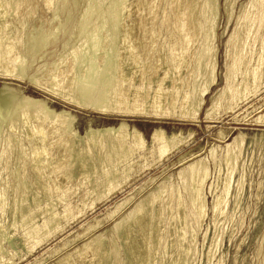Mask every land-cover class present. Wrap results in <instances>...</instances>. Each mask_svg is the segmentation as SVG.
I'll return each mask as SVG.
<instances>
[{
	"label": "bare ground",
	"instance_id": "1",
	"mask_svg": "<svg viewBox=\"0 0 264 264\" xmlns=\"http://www.w3.org/2000/svg\"><path fill=\"white\" fill-rule=\"evenodd\" d=\"M25 1L0 0V78L3 80L0 109L2 112L5 109L6 114L11 101L19 102L12 113L8 112L6 126L0 123V264H14L13 253H8L2 245L8 239L10 249H14L11 237L7 236L10 226L3 221V215L12 217L11 227H22L20 240L23 239L22 245L30 254L73 220L75 204L68 202L61 210L57 209L67 198L63 187L71 180L81 179L74 191L84 186L79 199L82 209L77 212L81 214L87 203L91 208L128 183L136 173L135 159L145 161L150 157L156 161L155 165L161 162L163 165L165 159L186 143L181 132L168 134L162 126L153 127L146 141L136 125H129L125 119L101 127L88 122L80 134L75 127L77 116L70 110L53 108L45 98L24 94L9 81H26L70 107L98 115L141 116L155 121L176 117L194 122L200 113L205 120L210 119L211 110L222 107L221 103L226 113L238 109L249 97L256 96L264 79V0H249L241 6L225 44L223 86L210 98L211 106L207 108H204L206 97L212 94L217 80V53L213 44L218 14L216 0H173L176 23L163 38L166 47L154 57H148V48L144 58L135 52L132 37L140 40L152 31L155 34L160 25L151 26V31L145 25L120 28L119 19L123 15L116 11L113 2L115 10L111 4L107 6L110 8L101 10L104 0L89 1L95 4L90 3L74 21L67 6L69 0H48L52 9L49 25L54 27L49 32L42 31L34 46L30 42L38 38V32L24 36V25L16 17ZM70 1L77 4L78 0ZM117 4L121 6L120 2ZM65 11L68 15L62 23L58 15ZM118 28L119 40H113V32L102 34L105 29L118 31ZM61 33L69 40L75 35L79 45L65 51L69 40L64 42L59 60L49 67L44 64L43 72L38 68L30 75L29 70L47 47L56 46ZM192 45L195 48L189 55ZM107 51L111 55L101 57L102 54L106 57ZM158 69H164L163 74L151 77ZM176 110L179 113L175 116ZM251 122L264 123V114ZM227 136L220 134L222 146H210L205 153L180 157L174 174L177 183L170 184L171 175L164 177L125 214L114 219L133 197L117 203L103 220L89 224L82 235L98 230L104 220L114 219L107 231L110 237H105L106 232L91 235L57 261L58 264H193L197 248L194 226L200 229L209 214L214 227L206 253V262L210 264L219 247L221 222L227 214L231 192L234 190L233 196L239 198L245 184V135L238 132L230 140H226ZM254 140L261 138L254 136ZM210 167L215 171L213 179ZM50 188L60 194L53 198ZM206 188L210 202L204 192ZM231 205L233 214L238 200ZM38 218L41 220L36 222ZM206 233L202 237L203 247ZM70 243L66 241L51 253ZM87 250L91 251L89 261L84 258ZM221 261L219 256L215 264L224 262Z\"/></svg>",
	"mask_w": 264,
	"mask_h": 264
},
{
	"label": "rangeland",
	"instance_id": "2",
	"mask_svg": "<svg viewBox=\"0 0 264 264\" xmlns=\"http://www.w3.org/2000/svg\"><path fill=\"white\" fill-rule=\"evenodd\" d=\"M26 1L21 5L19 11L16 14V17L24 25L23 26L24 27L23 32H25L24 36L32 32L34 33L38 32L37 34L38 38L35 39V41L30 42L31 45L35 46V44L39 42L38 39L41 38L40 36L43 33L42 31L49 32L54 27V24L49 25L50 23L49 21L52 18V9L47 4L48 0H26ZM89 1H94L96 3L95 0H78L77 4H73L69 0V4L67 6H70V16L72 17V20L74 21L77 20L79 14L83 10H85V8L88 7V5L90 6L92 3L95 4L94 2H89ZM105 1L106 0H104L103 4L101 5L100 8L101 10L110 8V6L109 7L107 6L111 4L113 10L116 9V11H118V13L121 16L123 15V17H120L119 19L120 28L121 26H125V25H131L136 28H141L142 26L145 25L147 30H150L151 26L157 27L160 25V27L155 30V34L152 31L150 35H146L145 37L143 36L141 37L140 40H137V36L132 37L133 40L132 46L135 49V52H137L139 56H141V58H144L145 50H147L148 48L150 49L148 51V57H154V55L158 53V50L166 47L167 41H163V38H166L168 31L172 29L174 23H176V13H175L176 8H175V2L173 0H169V1L168 0H118V1L107 0L106 2ZM124 1L126 4L124 3ZM216 1L218 5V12H217L218 14L216 17L217 20L215 21V40H214L215 43L213 44L214 46H216V53H217L216 55L217 80L215 82V86L213 88L212 94L206 97L205 100L206 104L204 108L211 106L210 98L223 86L222 76L224 74L225 44L227 42L226 40L228 39L229 35L234 29L236 19L239 17L242 10L241 6L245 5V3L248 2L249 0H228L227 1L228 4L226 3V0H216ZM57 2H61V0L60 1L57 0ZM112 2L116 5V7L118 6L117 2L118 3L120 2L121 6L119 5L116 8ZM226 6L228 7V9ZM118 8L120 9V11ZM67 15H68L67 11L63 13H59L58 15L59 20L63 23ZM107 21L110 22L109 20ZM120 28H118V31L117 29L113 31H111L112 29H105L103 30L104 32L102 31V34L112 35L113 32L114 33L112 35L113 40L116 41L119 40V37H117V35L120 36L119 33ZM115 34L116 36H114ZM156 34L158 35V38L156 37ZM77 38L78 37H76L75 35H72L69 40V39H65L62 33L59 34L58 42L56 46L47 47L43 54L44 56L42 55V58L38 59V61L33 65V68L29 70L28 73L31 75L36 70L38 71L40 68H41L40 72H43L46 69V67H42L44 64H48L47 66L49 67L52 65L53 62L59 60L60 57L59 54L62 52V48H61L62 44L69 40V46L65 50L67 51L71 49L72 45L73 46L79 45L77 42V40L79 41V38L78 39ZM168 40L170 41L171 38H169ZM194 48L195 45H192V47L189 50V55L190 53L191 54L193 53ZM106 54H105L106 57H104L103 54L101 55V57L108 58L109 55H111L109 51H107ZM98 67H100L99 63H98ZM163 72L164 69H158L154 74L153 72L150 74L151 75L153 74L151 77H154V75L155 76H160V74L162 75ZM2 81L3 80L0 78V84L2 83ZM8 83L13 88H16L18 90L21 89L20 91L24 94L31 95L34 97L45 98L49 106L53 108L56 109L66 108L70 110L74 115L77 116V122L75 127L80 134L84 133L88 122H90L93 127H101L107 125H114L121 119H125L129 125H133V124L136 125L137 129L141 133H143L146 141H149L148 135L152 131L153 127L162 126V128L168 134L177 131L181 132V136L184 138L185 140L184 142H186L184 145L180 147V149L176 150L168 159H165L163 161V165L161 164L162 162L160 164L155 165L156 161H154L153 158L150 157H147L145 161L144 160L138 161L135 159L134 166L136 169V173L130 178L128 183H126V185L122 189L110 195L109 198H107L106 200L100 203H96L95 206H92L91 208H90V203H87L85 207L86 209L81 214H77V212L80 209H82V204L79 202V199L83 195L84 186L81 185L82 188L79 187V189L76 190L78 192H76L74 190L77 188L76 185H78V182L81 179L71 180V182H69L68 185L63 187V189L66 190L67 198L65 202L58 204L57 209L61 210L64 204L68 202L75 204L77 206V209L73 210V215H74L73 220H70L68 223L65 224L62 232L58 233L56 236L52 238H49L44 244L34 249L30 254L27 250V247L22 245L23 241L21 242V240L23 239L20 240V238H22V230H23L22 227L20 225H17V227L14 226L11 227L10 224L12 221V217L9 216L8 214H5V216L3 215L2 218L3 221L8 226H10V229L7 230L8 232L7 236L11 237L9 238L10 241L13 243L12 247L15 250L10 249L11 247L8 239L4 240L2 245L4 250H6L8 253L10 254L13 253L14 264H34L35 262H37L38 264H58L57 261L63 258L66 254L72 253L75 248L81 246L86 240H88L91 237V235L97 234L99 232H106L105 234L107 236L105 237H110L111 233L107 231L110 229L113 220L116 219L119 215L125 214L134 205L136 201L144 197L153 187H155L156 184L160 183V181L164 177H167L169 175L172 176L171 179L169 180L170 184L172 183L174 184L175 181H176L175 183L178 182V180H176L177 179L176 175L174 174L178 170L177 161L180 157L189 154L194 155L202 152L205 153L210 148V146H222L224 141L220 140V134L228 135L226 140H230V138L236 135L238 132L243 133L245 135V144H244L245 166L243 168V170L245 169L243 171L245 175L243 178L245 179L244 180L245 184H243L244 187L242 191L243 193L241 192L239 198L233 196L234 190L231 192L232 194L229 197V204L226 207L227 214L224 216V218H222V222H221L222 224L220 228L221 238H220L219 247L215 257L211 260V263L215 264L219 256L222 258V261H224V262L221 261L222 262L221 264H263L264 263L263 260L264 259V123L251 122L256 117L264 114V79L262 85H260L261 88L259 87L258 89V93L256 94V96L249 97L247 101L239 105L238 109H235L233 112L226 113L223 110V105L221 103L222 107L215 108L214 111L211 110L212 113L210 112L211 113L210 119L205 120L204 119L205 116L203 115V113H200L199 119L195 120L194 122L183 121L177 119L176 117L165 118L162 121H155L151 119H146L141 116H126L125 118H121V116H114V115L113 116L98 115L89 111L86 112L79 110L72 106L70 107V105L57 99L55 96L46 94L43 91L38 90L37 88H33L26 81H22V82L9 81ZM16 102L18 101L10 102V106L8 110H10L11 108L13 110L12 109L10 111L7 110L6 114H4L5 109L4 112H2L3 109L2 110L0 109V115H1L0 123L3 122L2 124H4L5 122H7V120L5 121V118L8 117L9 113H12L11 111H14V109H16L19 105ZM13 103L14 106L12 105ZM178 113L179 111H177L175 116L178 115ZM2 114L4 115L2 116ZM5 124L2 127H5L6 126ZM261 135L262 137H259ZM254 136H257L258 139L261 138V140L255 142ZM146 165L148 166L146 167ZM212 167H210V174H211V178L213 179L215 177V171L213 170ZM166 185H168V183ZM207 191L208 190L206 188V191L204 190V192L207 193L208 202H210L211 195L209 196ZM39 192L41 193L40 196H42L43 190ZM50 193L53 196V198H56L60 194V192L58 193L52 192L51 188H50ZM127 197H133V198L129 203V205L125 206L124 209L121 212H119L116 215V217H114V219H109V220L106 219L101 224L98 230L92 231L91 233L86 235L85 234L82 235L83 230L89 224L103 220L106 214L109 211H111L117 203H119L121 200ZM236 200H238V206L235 209V212L232 214L231 204ZM5 210L8 211V208H5ZM210 218H211L210 214L206 216L203 223L201 224L200 229L194 226V230L197 233V245H196L197 248H196L195 260L193 264H209L208 262H206L207 261L206 253H207V247L213 236L212 231L214 229V227L211 225L213 223ZM40 220L41 218H38L36 219V222L37 221L39 222ZM18 226H20L21 228ZM207 227L210 228L209 231L206 230ZM205 230L206 232H208V234L205 232ZM205 233L208 236H206L207 238L206 241L204 242L205 247H203L202 237L205 235ZM66 241H70L71 242L70 245H67L66 247L62 248L59 252L51 253L52 251L61 248V246ZM23 247L25 248L23 249ZM84 258L87 261L92 259L90 250L86 251V253L84 254Z\"/></svg>",
	"mask_w": 264,
	"mask_h": 264
}]
</instances>
